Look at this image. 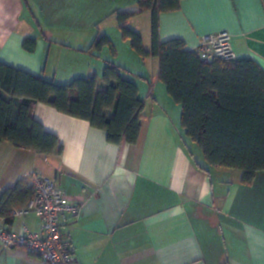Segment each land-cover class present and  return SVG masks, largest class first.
Returning <instances> with one entry per match:
<instances>
[{"label":"crops","instance_id":"0c3cea01","mask_svg":"<svg viewBox=\"0 0 264 264\" xmlns=\"http://www.w3.org/2000/svg\"><path fill=\"white\" fill-rule=\"evenodd\" d=\"M181 5L160 16L162 42L180 39L195 53L202 37L227 32L237 59H252L264 71V0ZM137 6L138 0H0V63L60 85L97 75L101 86L108 63L128 69L120 54L139 56L116 20ZM151 22L145 12L127 25L141 34L146 50ZM30 37L37 39L34 53L22 48ZM101 37L114 51L96 48ZM146 62L156 66L153 75L131 78L146 103L137 145H113L104 130L37 104L35 119L63 151L41 156L1 143L0 196L20 181L30 186L34 172L58 180L83 208L81 217H67L61 226L76 264H264V170L245 185L238 169H198L203 153L185 135L181 106L157 78L158 59ZM24 225L39 230L42 221L34 212L10 224L0 217V228L21 233ZM0 264L45 263L25 248L0 243Z\"/></svg>","mask_w":264,"mask_h":264},{"label":"trees","instance_id":"16d2710c","mask_svg":"<svg viewBox=\"0 0 264 264\" xmlns=\"http://www.w3.org/2000/svg\"><path fill=\"white\" fill-rule=\"evenodd\" d=\"M182 1L138 0V9L117 14L120 32L141 59H158L157 78L181 106L186 137L203 153L205 165L195 161L198 169H238L244 173L241 182L250 185L264 170V71L249 58L205 63L197 52L187 50L185 41L162 42L160 16L179 11ZM145 12L152 18V45L147 50L141 34L127 26ZM94 45L97 49L107 45L114 51L107 37L98 38ZM36 46L37 39L31 37L22 44L29 53ZM126 71L108 63L101 86L97 75L60 85L0 63V144L9 142L41 156L62 153L58 137L45 131L34 117L35 106L43 103L104 130L113 145H137L146 103ZM33 196L32 186L20 181L0 196V217L10 224L12 212L26 206Z\"/></svg>","mask_w":264,"mask_h":264},{"label":"built area","instance_id":"2783aa9c","mask_svg":"<svg viewBox=\"0 0 264 264\" xmlns=\"http://www.w3.org/2000/svg\"><path fill=\"white\" fill-rule=\"evenodd\" d=\"M195 52L205 63L237 58L227 32L202 37ZM30 181L33 199L26 206L14 210L12 217L22 218L34 212L41 218L42 226L32 231L24 225L21 233L0 228V243L4 249L25 248L29 253L38 255L45 264H76L61 226L67 217H81L83 208L68 198L58 180L43 178L39 172H34Z\"/></svg>","mask_w":264,"mask_h":264},{"label":"rangeland","instance_id":"374dc122","mask_svg":"<svg viewBox=\"0 0 264 264\" xmlns=\"http://www.w3.org/2000/svg\"><path fill=\"white\" fill-rule=\"evenodd\" d=\"M129 46H130V44H129ZM135 55H137V54L135 53ZM120 56L123 58L122 61L124 59H128L130 61V64L128 63V65H129L128 69L129 70L126 69L127 71L125 72V75L127 77H129L130 79L136 78V76L138 74H144V75L146 74V76L151 77L153 75V70L155 69V71H156V66H153L151 64V62H146L147 64H145V60L141 59L140 56H135V57H137L135 61H134V59L131 60V58H126V56H124L122 54H120Z\"/></svg>","mask_w":264,"mask_h":264}]
</instances>
